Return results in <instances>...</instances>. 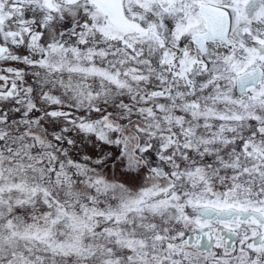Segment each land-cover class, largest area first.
Wrapping results in <instances>:
<instances>
[{
	"label": "snow or ice",
	"instance_id": "1",
	"mask_svg": "<svg viewBox=\"0 0 264 264\" xmlns=\"http://www.w3.org/2000/svg\"><path fill=\"white\" fill-rule=\"evenodd\" d=\"M0 264H264V0H0Z\"/></svg>",
	"mask_w": 264,
	"mask_h": 264
}]
</instances>
